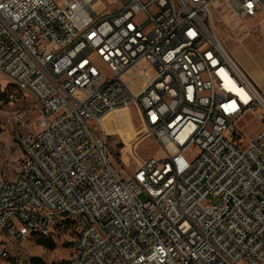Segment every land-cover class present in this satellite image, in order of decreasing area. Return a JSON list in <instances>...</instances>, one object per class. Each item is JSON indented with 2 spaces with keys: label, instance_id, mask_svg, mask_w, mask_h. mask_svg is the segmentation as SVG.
Returning <instances> with one entry per match:
<instances>
[{
  "label": "built area",
  "instance_id": "2783aa9c",
  "mask_svg": "<svg viewBox=\"0 0 264 264\" xmlns=\"http://www.w3.org/2000/svg\"><path fill=\"white\" fill-rule=\"evenodd\" d=\"M217 5L264 12V0H0V75L38 107L0 178V262L72 229L53 264H264V87L215 33ZM131 106L161 154L128 169L101 119Z\"/></svg>",
  "mask_w": 264,
  "mask_h": 264
},
{
  "label": "rangeland",
  "instance_id": "374dc122",
  "mask_svg": "<svg viewBox=\"0 0 264 264\" xmlns=\"http://www.w3.org/2000/svg\"><path fill=\"white\" fill-rule=\"evenodd\" d=\"M109 1L103 0L105 4ZM211 21L224 47L229 52L231 50L234 56L245 59L249 68L257 67L260 56L258 49L264 51V12L256 11L252 16L239 19L231 16L221 5H217ZM1 95L5 98L0 100V178H10L20 157L17 139L21 133L33 129L38 107L29 95L16 89L0 75ZM111 113L112 116L102 117L101 124L114 158L130 169L150 157L161 154L134 106L117 109ZM239 127L242 128L244 140L247 141L258 129V123L256 120H250L249 124L243 121ZM195 152L193 147L191 155ZM113 164L118 167L120 163L113 159ZM72 240V235L65 232L54 240L53 250H46L39 246L35 242V236H32L26 241L24 248H13L11 256L15 254V259L23 264L31 257H38L46 264H53L54 261L67 257ZM0 264L13 263L11 260H5Z\"/></svg>",
  "mask_w": 264,
  "mask_h": 264
},
{
  "label": "crops",
  "instance_id": "0c3cea01",
  "mask_svg": "<svg viewBox=\"0 0 264 264\" xmlns=\"http://www.w3.org/2000/svg\"><path fill=\"white\" fill-rule=\"evenodd\" d=\"M258 51L260 52V56L258 57L259 59L257 60V67L254 66L249 68V63L245 59H242L239 56H234L232 51L230 50L229 52L228 50V52L233 56V58L236 60V62L239 64L242 70L247 74V76L250 77V79L258 87H264V51L260 49H258ZM109 116H112V113L105 115L104 118Z\"/></svg>",
  "mask_w": 264,
  "mask_h": 264
},
{
  "label": "trees",
  "instance_id": "16d2710c",
  "mask_svg": "<svg viewBox=\"0 0 264 264\" xmlns=\"http://www.w3.org/2000/svg\"><path fill=\"white\" fill-rule=\"evenodd\" d=\"M1 94H3V93H1ZM5 97H4V95H1L0 96V100H2V99H4ZM68 233L69 234H71L72 235V237L74 238V236H75V231L74 230H70V231H68ZM54 240L55 239H52V238H50V237H47V238H42V237H37L36 239H35V242L39 245V246H41L43 249H46V250H53L54 248H55V243H54ZM70 244H72V242L70 243ZM8 260H11V262L14 264V260H13V258L12 257H10ZM29 261H30V264H46L44 261H42L40 258H38V257H31V258H29Z\"/></svg>",
  "mask_w": 264,
  "mask_h": 264
},
{
  "label": "bare ground",
  "instance_id": "6f19581e",
  "mask_svg": "<svg viewBox=\"0 0 264 264\" xmlns=\"http://www.w3.org/2000/svg\"><path fill=\"white\" fill-rule=\"evenodd\" d=\"M222 43V42H221ZM228 51V50H227ZM114 111H116V110H114ZM111 113V112H110Z\"/></svg>",
  "mask_w": 264,
  "mask_h": 264
}]
</instances>
